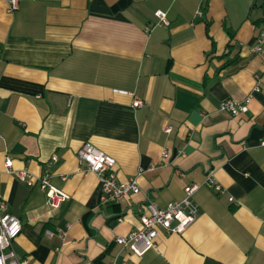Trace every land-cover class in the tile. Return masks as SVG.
<instances>
[{"label": "crops", "instance_id": "0c3cea01", "mask_svg": "<svg viewBox=\"0 0 264 264\" xmlns=\"http://www.w3.org/2000/svg\"><path fill=\"white\" fill-rule=\"evenodd\" d=\"M8 6L0 0V196L23 224L17 256L29 264H264V57L251 52L264 0ZM158 10L170 26L156 25ZM249 96L246 113L220 111L224 100ZM85 143L115 157L119 180H137L140 193L103 204L99 178L78 162ZM8 158L36 183L7 172ZM46 175L66 196L58 207L40 187ZM209 175L224 193L206 184ZM192 184L199 212L183 233L161 229L141 257L116 242L141 226L148 198L163 208Z\"/></svg>", "mask_w": 264, "mask_h": 264}, {"label": "built area", "instance_id": "2783aa9c", "mask_svg": "<svg viewBox=\"0 0 264 264\" xmlns=\"http://www.w3.org/2000/svg\"><path fill=\"white\" fill-rule=\"evenodd\" d=\"M20 1L7 0L8 11H15ZM155 15L158 18L156 25L170 26L166 12L158 10ZM198 15L202 16L203 12L199 11ZM154 26H148L147 32H150ZM251 52L264 57V24L259 28L256 42L251 48ZM250 99L251 97L249 96L241 103L233 99H226L221 103L220 111L232 115L246 113L249 109ZM141 104L142 101L137 99L133 105L138 107ZM166 131H170V128H166ZM163 156L165 158L168 157V153ZM77 157L82 172L95 173L99 178L101 183V202L103 204L118 203L133 194L140 193L141 190L137 180L120 181L117 175L116 158L100 150L95 145L91 143L83 144L77 152ZM53 159L56 160V158ZM5 169L7 172L15 174L20 181L29 186H33L38 179L27 169L14 170L11 158L5 161ZM39 184L47 192L51 206L58 207L59 203L66 198L59 190L50 186L48 175L40 178ZM206 184L219 194L224 193L222 186L211 175L208 176ZM198 188V184L186 186L184 199L172 201L163 208L159 207L153 199L148 198L145 210L139 216L141 226L132 230L126 236H118L116 242L133 255L141 257L149 250L157 247V239L161 229L168 234L183 233L197 218L199 209L192 200V196ZM22 230L23 224L20 218L8 211L7 202L0 196V264H29L28 258H19L13 249V242L20 236ZM46 234L49 237L54 236V233L50 230H47ZM61 234L63 236L66 232L62 231ZM110 264L132 263L128 260L121 261L115 258Z\"/></svg>", "mask_w": 264, "mask_h": 264}]
</instances>
